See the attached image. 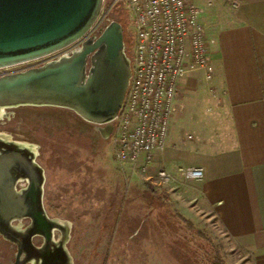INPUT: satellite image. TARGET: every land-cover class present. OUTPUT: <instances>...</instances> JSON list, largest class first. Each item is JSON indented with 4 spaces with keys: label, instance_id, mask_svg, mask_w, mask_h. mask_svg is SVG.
I'll list each match as a JSON object with an SVG mask.
<instances>
[{
    "label": "rangeland",
    "instance_id": "1",
    "mask_svg": "<svg viewBox=\"0 0 264 264\" xmlns=\"http://www.w3.org/2000/svg\"><path fill=\"white\" fill-rule=\"evenodd\" d=\"M112 21L123 29L128 54L132 26L123 4L106 13L98 29ZM210 36L206 33L207 44ZM79 46L8 71L44 65ZM214 100L218 107L219 100ZM0 111V137L19 138L38 153L37 162L44 170V210L49 219L67 229L69 264H249V257L213 220L191 222L177 213L167 192L156 183V166L145 174L135 166L116 163L109 135L113 123L91 124L60 107L18 106ZM12 253V245L0 237V264H7Z\"/></svg>",
    "mask_w": 264,
    "mask_h": 264
},
{
    "label": "crops",
    "instance_id": "2",
    "mask_svg": "<svg viewBox=\"0 0 264 264\" xmlns=\"http://www.w3.org/2000/svg\"><path fill=\"white\" fill-rule=\"evenodd\" d=\"M236 1L235 11L196 1L211 35L213 76L180 80L151 167L172 173L174 183L161 188L181 217L213 220L249 264H264V0ZM180 167H200L203 178L184 182Z\"/></svg>",
    "mask_w": 264,
    "mask_h": 264
},
{
    "label": "water",
    "instance_id": "3",
    "mask_svg": "<svg viewBox=\"0 0 264 264\" xmlns=\"http://www.w3.org/2000/svg\"><path fill=\"white\" fill-rule=\"evenodd\" d=\"M101 7L102 0H0V69L49 56L79 42L97 20ZM79 45L69 55L0 77V109L60 107L91 124L112 123L131 75L123 29L118 22H109L97 37ZM9 159L0 156V187L7 185ZM41 179L43 182L42 174ZM2 202L0 193V235L16 242L10 223L21 215L3 207ZM38 217L49 229L63 227L47 219L41 207ZM32 220L27 238L42 234L39 223Z\"/></svg>",
    "mask_w": 264,
    "mask_h": 264
},
{
    "label": "built area",
    "instance_id": "4",
    "mask_svg": "<svg viewBox=\"0 0 264 264\" xmlns=\"http://www.w3.org/2000/svg\"><path fill=\"white\" fill-rule=\"evenodd\" d=\"M196 1L102 0L97 20L75 43L97 37L98 23L106 13L118 4L125 6L132 26L131 43L126 53L131 75L110 131L113 156L118 165L135 166L142 173H148L154 155L165 146L180 80L194 72H201L206 81L212 79L211 55ZM207 2L225 11H235L239 7L236 0ZM15 66L1 68L0 77L22 72L8 71ZM178 172L184 182L203 178L200 167H180ZM154 178L160 187L175 181L172 173L161 164L157 165Z\"/></svg>",
    "mask_w": 264,
    "mask_h": 264
},
{
    "label": "flooded vegetation",
    "instance_id": "5",
    "mask_svg": "<svg viewBox=\"0 0 264 264\" xmlns=\"http://www.w3.org/2000/svg\"><path fill=\"white\" fill-rule=\"evenodd\" d=\"M15 139L17 138L0 137V156L5 155L10 158L6 163L7 185L0 187L3 196L2 205L7 209L17 210L15 215H21L10 223L14 233L17 234L12 236L16 242L7 241L0 235L4 241L12 245V259L7 264H69L65 250L66 227L49 229L48 224L38 217L40 207L45 213L42 195L44 170L37 162L38 153L32 144L23 142L19 138V141ZM40 182H42L41 190ZM45 216L49 219L46 213ZM32 219L39 223L38 229L42 234H31L27 238L25 233L31 227ZM19 249L20 254H18Z\"/></svg>",
    "mask_w": 264,
    "mask_h": 264
},
{
    "label": "trees",
    "instance_id": "6",
    "mask_svg": "<svg viewBox=\"0 0 264 264\" xmlns=\"http://www.w3.org/2000/svg\"><path fill=\"white\" fill-rule=\"evenodd\" d=\"M124 43H125V41H124ZM180 218H181V217H180ZM181 220H184V219L181 218ZM218 260H219V259H218ZM216 264H221V263L218 261V262H216Z\"/></svg>",
    "mask_w": 264,
    "mask_h": 264
},
{
    "label": "bare ground",
    "instance_id": "7",
    "mask_svg": "<svg viewBox=\"0 0 264 264\" xmlns=\"http://www.w3.org/2000/svg\"><path fill=\"white\" fill-rule=\"evenodd\" d=\"M1 116V115H0Z\"/></svg>",
    "mask_w": 264,
    "mask_h": 264
}]
</instances>
